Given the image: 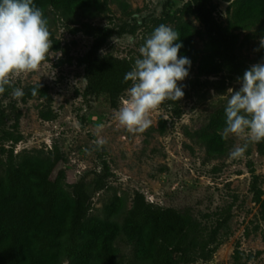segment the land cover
Listing matches in <instances>:
<instances>
[{"label":"rangeland","instance_id":"374dc122","mask_svg":"<svg viewBox=\"0 0 264 264\" xmlns=\"http://www.w3.org/2000/svg\"><path fill=\"white\" fill-rule=\"evenodd\" d=\"M103 12L88 19L76 11L69 19L49 15L48 26L57 50L50 48L44 61L32 71L18 73L12 86L24 88L37 84L47 87L51 98V121H42L37 111L42 99L14 98L12 87L0 94V107L5 114L0 127V160L9 151L36 153L55 145L62 156L58 168L64 172V184L69 185L88 172L104 175L105 187L95 192L89 204L88 216L102 215L113 196L121 197L128 208L133 192H139L152 206L172 208L187 214L207 230L215 221L227 217L216 231L214 249L206 260L189 264H264V221L258 204L252 200L250 184L255 180L264 198V154L255 151V141L248 135L224 137L227 148L218 158L205 160L203 148L191 134L206 122L217 106L227 104L228 88L238 90L236 76L229 74L225 63L213 59L218 67L209 73V58L202 51L207 37L194 38L198 53L186 56L191 61L189 76L178 85L184 96L179 101L166 100L149 113L151 125L144 131H131L122 126L116 113L123 104L125 91L114 108L104 106L100 99L84 93L83 59L94 42L80 24L111 31L96 52L118 59L139 58L138 48L160 24L173 27L177 19L189 22L203 31L189 10L178 0H125L120 8L109 0H99ZM231 0H206L207 7L218 25L227 31ZM259 25L249 31H227L235 34V58L251 67L264 61L257 47L264 37L257 33ZM77 28L76 32L72 29ZM135 37L132 45L116 46L111 38ZM180 56H178L179 58ZM213 92L217 97L214 98ZM4 133L18 136L19 141H2ZM247 144L240 158L230 152L235 146ZM121 264H136L131 247L116 239ZM62 264H65L62 263Z\"/></svg>","mask_w":264,"mask_h":264},{"label":"trees","instance_id":"16d2710c","mask_svg":"<svg viewBox=\"0 0 264 264\" xmlns=\"http://www.w3.org/2000/svg\"><path fill=\"white\" fill-rule=\"evenodd\" d=\"M124 8L125 0H109ZM183 1L203 31L189 22L177 19L173 25L180 34L176 43H182L178 56H194L198 53L194 38L202 33L207 37L202 51L207 53L209 73L218 67L212 60L226 64L229 74L243 76L249 69L239 62L233 53L235 34L227 31H249L264 24V0H231L227 31L213 19L206 0ZM41 8L51 24L49 15L69 19L76 11L92 19L103 12L99 0H33ZM94 42L79 64L83 66L84 93L100 99L101 103L114 108L117 99L130 82L125 74L134 66L132 59H118L96 52L110 36L111 31L101 27L80 24ZM74 27L72 32H76ZM264 37V26L257 29ZM52 50L58 43L50 32ZM264 56V48L257 47ZM23 89L25 99L38 97L42 105L37 116L51 121V98L46 86L37 84ZM35 89V94H33ZM7 90V89H6ZM226 104L215 107L206 122L196 129L191 138L203 148L204 159L221 157L227 148L222 135ZM5 114L0 107V127ZM2 141H19L18 136L4 133ZM258 155L264 154V140L255 142ZM62 156L53 145L48 151L15 153L9 151L0 160V264H121L116 239L131 247L136 264H189L206 260L213 252L216 231L227 217L215 221L210 230L187 214L172 208L152 206L144 201L139 192H133L128 208L123 198L113 196L103 209L102 215L88 216L92 195L105 187L104 175L88 172L75 182L65 185L64 172L58 168ZM254 203L258 204L260 218L264 221V198H261L255 180L250 184Z\"/></svg>","mask_w":264,"mask_h":264},{"label":"clouds","instance_id":"9594fccd","mask_svg":"<svg viewBox=\"0 0 264 264\" xmlns=\"http://www.w3.org/2000/svg\"><path fill=\"white\" fill-rule=\"evenodd\" d=\"M180 34L171 26L160 24L138 48L139 58L124 76L130 87L125 89L122 106L116 113L119 123L131 131H144L151 125L149 113L166 100L179 101L184 91L178 82L189 76L191 61L178 53ZM116 45L135 43V37H112ZM52 47L48 20L33 0H0V94L12 87V96L20 98L23 89L12 86L18 73L35 70ZM264 48V38L260 40ZM259 50V49H257ZM238 90L228 88L222 135L247 134L250 140H264V61L252 65L238 78ZM35 94V89H33ZM214 98L217 97L213 92ZM247 144L230 152L240 158Z\"/></svg>","mask_w":264,"mask_h":264}]
</instances>
